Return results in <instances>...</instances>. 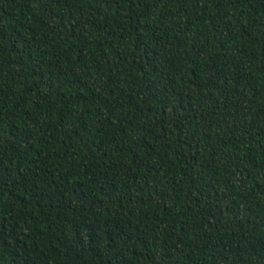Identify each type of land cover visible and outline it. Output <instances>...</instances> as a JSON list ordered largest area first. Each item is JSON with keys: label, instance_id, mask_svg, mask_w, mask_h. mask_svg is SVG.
Wrapping results in <instances>:
<instances>
[{"label": "trees", "instance_id": "obj_1", "mask_svg": "<svg viewBox=\"0 0 264 264\" xmlns=\"http://www.w3.org/2000/svg\"><path fill=\"white\" fill-rule=\"evenodd\" d=\"M0 264H264V0H0Z\"/></svg>", "mask_w": 264, "mask_h": 264}]
</instances>
